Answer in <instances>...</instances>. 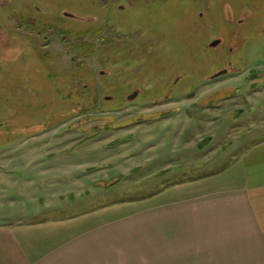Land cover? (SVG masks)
Returning a JSON list of instances; mask_svg holds the SVG:
<instances>
[{
	"label": "rangeland",
	"instance_id": "374dc122",
	"mask_svg": "<svg viewBox=\"0 0 264 264\" xmlns=\"http://www.w3.org/2000/svg\"><path fill=\"white\" fill-rule=\"evenodd\" d=\"M215 37L248 53L204 46ZM258 140L264 0H0V221L143 197Z\"/></svg>",
	"mask_w": 264,
	"mask_h": 264
},
{
	"label": "crops",
	"instance_id": "0c3cea01",
	"mask_svg": "<svg viewBox=\"0 0 264 264\" xmlns=\"http://www.w3.org/2000/svg\"><path fill=\"white\" fill-rule=\"evenodd\" d=\"M0 264H264V140L143 197L0 221Z\"/></svg>",
	"mask_w": 264,
	"mask_h": 264
},
{
	"label": "flooded vegetation",
	"instance_id": "af4514ba",
	"mask_svg": "<svg viewBox=\"0 0 264 264\" xmlns=\"http://www.w3.org/2000/svg\"><path fill=\"white\" fill-rule=\"evenodd\" d=\"M200 16H202L203 14H199ZM60 18L62 19V20H65V19H69V20H71V21H75L76 23H81V24H83V23H85V24H88V23H90L89 22V19H91V18H93V17H87V18H81V17H79V16H77V15H75L74 13H72L71 11H69V10H62V11H60ZM200 16H198L199 18H201ZM98 19V17L96 18V20ZM240 21H242V19L241 20H239L238 22H239V24H241L240 23ZM40 23V22H39ZM28 25L30 26V23H28ZM40 25L45 29H47L48 27H55V29L59 32V33H61V34H66V35H73L74 34V32L76 31V30H74V28H64V26L63 25H60V26H57L56 24H41L40 23ZM105 25H107L106 23H105ZM93 26V25H92ZM45 32H46V30H45ZM44 32V33H45ZM42 33V32H41ZM96 34L97 33H100V29H98L96 32H95ZM81 34V35H80ZM78 33L77 35H80V36H86L87 37V39L88 40H92V38H93V35H94V31L92 32V31H90L89 29L87 30V31H85L84 33ZM113 35H111L110 33H108V34H104L103 35V38H105L106 39V43H108L109 44V41H110V39H112L113 37H112ZM79 41H76V45H75V47L73 46L72 48H73V51H72V53H91V49H94V44H93V42L91 43V42H87V43H83V42H79ZM82 44V45H81ZM225 44H226V46H225ZM82 47L83 46V48H84V46H85V48H86V46L87 47H89L90 46V48L89 49H85V50H81L79 47ZM205 47H208V48H211V49H215L216 51L219 49V48H221L222 46H224L225 48H226V53H248V52H246L245 50H243V51H237V48L235 47V45H233V44H228L227 45V42L225 41V39L223 38V37H215L212 41H210L209 43H206L205 45H204ZM259 53H260V51H258ZM262 52V51H261ZM216 53H218V52H216ZM220 53V52H219ZM73 60H75V57H73ZM226 71V70H225ZM221 72V71H220ZM96 73H98V74H96ZM104 74H106V71L103 69V70H101V71H98V70H95V72H94V78H95V84H96V87H97V89L96 90H100L99 88L100 87H98L99 86V79H100V75H104ZM217 73H214L213 74V76L214 75H216ZM140 92H142L140 89H135L134 90V93H132L129 97H127V99H125V101L126 100H133V99H135L136 97H137V95L140 93ZM95 101H103V99H101V97H99V99L97 98H95L94 99Z\"/></svg>",
	"mask_w": 264,
	"mask_h": 264
},
{
	"label": "water",
	"instance_id": "95a60500",
	"mask_svg": "<svg viewBox=\"0 0 264 264\" xmlns=\"http://www.w3.org/2000/svg\"><path fill=\"white\" fill-rule=\"evenodd\" d=\"M225 72V70L224 71H222V72H220V73H217L216 75H219V74H223ZM112 182H108V183H105L104 185H110Z\"/></svg>",
	"mask_w": 264,
	"mask_h": 264
},
{
	"label": "trees",
	"instance_id": "16d2710c",
	"mask_svg": "<svg viewBox=\"0 0 264 264\" xmlns=\"http://www.w3.org/2000/svg\"><path fill=\"white\" fill-rule=\"evenodd\" d=\"M200 144H203V143H200Z\"/></svg>",
	"mask_w": 264,
	"mask_h": 264
},
{
	"label": "bare ground",
	"instance_id": "6f19581e",
	"mask_svg": "<svg viewBox=\"0 0 264 264\" xmlns=\"http://www.w3.org/2000/svg\"><path fill=\"white\" fill-rule=\"evenodd\" d=\"M79 43V42H78Z\"/></svg>",
	"mask_w": 264,
	"mask_h": 264
}]
</instances>
